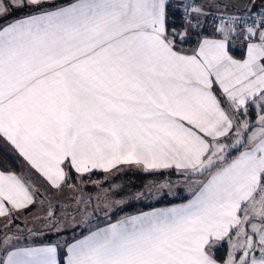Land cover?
<instances>
[{
  "label": "snow or ice",
  "instance_id": "1",
  "mask_svg": "<svg viewBox=\"0 0 264 264\" xmlns=\"http://www.w3.org/2000/svg\"><path fill=\"white\" fill-rule=\"evenodd\" d=\"M227 6L238 13L177 5V24L171 0H0V139L55 189L69 170L121 165L207 177L188 203L126 216L66 255L4 239L0 264H264V5ZM201 17L218 20L212 35L184 48ZM36 192L0 171V217Z\"/></svg>",
  "mask_w": 264,
  "mask_h": 264
},
{
  "label": "rangeland",
  "instance_id": "2",
  "mask_svg": "<svg viewBox=\"0 0 264 264\" xmlns=\"http://www.w3.org/2000/svg\"><path fill=\"white\" fill-rule=\"evenodd\" d=\"M176 2L180 4L181 1L177 0ZM193 4L203 6L206 11L211 9L230 10L229 7L221 3H212L210 0H193ZM180 5H183V2ZM249 116L251 120L256 119V117L253 119L250 113ZM124 172L126 173L127 170H124ZM28 179L33 183H41L36 184L40 198L37 203L38 211L30 215L22 214L11 217L7 223L0 227V241L8 239L7 248L25 242L52 241L60 245L62 254L66 244L65 240L68 238L66 231L74 229L73 231L78 230L76 232H80V229L86 228L85 226L91 218L117 207V205L122 204L127 198H136L143 201L159 199L164 195L172 199L181 198L182 196L189 195L190 192H194L201 181V177L198 176L186 179L181 175L178 177L173 176L170 181H162L152 185L147 182L142 183L143 181L135 176H125L124 182L126 180H140V191L129 196H122V194H118L117 196V190L119 188L125 189L127 186V184H123V181L121 183V179L119 181L115 180L110 185H100V188L94 193L79 185L89 182L87 179L85 181L79 177L77 182L74 183L72 181L73 184H71L72 179H70L60 189L49 187L46 180L42 178L29 177ZM124 185L125 187H123ZM160 185L166 186L160 187ZM119 196L121 197L118 198ZM49 211L52 212V216H49ZM1 250L3 248H0Z\"/></svg>",
  "mask_w": 264,
  "mask_h": 264
},
{
  "label": "crops",
  "instance_id": "3",
  "mask_svg": "<svg viewBox=\"0 0 264 264\" xmlns=\"http://www.w3.org/2000/svg\"><path fill=\"white\" fill-rule=\"evenodd\" d=\"M176 1L177 0H171V2H174V3H177ZM178 1H181L180 4L182 2L184 4V2H185V0H178ZM58 2L64 3V2H67V0H58ZM200 2L205 4L202 1H200ZM213 11L227 12V11H230V10H227V9H222V10L211 9V10H207L206 12H213ZM200 19H201V22L205 24V28L208 27L209 32H210V34H203L202 36H210V35H212L214 27H215L216 24L214 22H212L211 19L205 20L204 17H201ZM237 43H240V42L237 41ZM195 47H196V45L193 48H195ZM233 55H235L237 58H240L243 55V53L237 50V51L233 52ZM239 55H241V56H239ZM256 111L257 110H255V109H253L251 107L249 109V113L250 114L254 113L255 116H256ZM0 144L8 152L19 156L21 158V160H22L21 170L19 172L12 171V170H9V171L15 173L18 176L23 177L27 181V183H29L34 189L37 190L36 195H35V203L34 204L30 205L27 209H22V210L16 211L14 214H12L10 216L0 217V227H1L5 223H7L11 219V217H14L15 215H19V216L22 215V214L23 215H30L33 212H37L38 211L37 203L40 200V198H39V194H38L39 190H38L36 184H41V183H39V182H34L33 183L28 178L29 177L42 178V179H45V178L36 169L32 168V166L29 164V162L18 152V150H16L12 145H10V143H7L3 139H0ZM232 155H236V153L233 152ZM129 168L143 170V169L138 168V167H136L134 165H121L118 171H113L111 173H107V172H104L102 170L96 169V170H93L91 173L84 174V175H79V174L75 173L74 171L69 170L70 177L72 179L71 180V184H73L72 181H74V183L77 182L78 177L80 179H82V180L87 179L89 181L88 183L86 182L84 184H79V185L84 186L86 189H89V190L92 191V193H94L96 190H98V188H100L99 187L100 185H105V180L107 178L111 179L116 174L122 176V174L125 173L124 170H128ZM0 171L9 172V171L1 169V168H0ZM95 172H101L103 175L101 177H98V176H96L97 174H95ZM197 176L201 177V181H203V180H205L207 178L206 176H199V175H197ZM46 182H47V185L49 187H53L47 180H46ZM148 184L155 185L156 183L149 182ZM197 188H198V186H197ZM197 188H195V191H196ZM139 191L140 190H136L135 188H131L130 191H127V190L126 191H121V188H119L117 190V196H118V194H122V196L123 195L129 196L130 194L137 193ZM194 192H190L189 195H186L185 199L180 200V201L160 204V205L152 206V207H149V208H142L141 206H134L130 210H125L124 212H121V213H119V214H117L115 216H111L110 213L114 209L120 208L122 206V204L129 199V198H127L122 204L117 205V207H115V208H113V209H111V210H109V211H107L105 213L97 214L96 216L91 218L89 220V223L85 226L86 228H84L82 231H80L78 233L76 232L72 236L67 235L68 238L65 240L66 244L64 246L65 248H63V254L66 255V247H67L68 243H72L76 239H81L84 236L89 235L90 232H92V231H96L99 228H105V227H107L110 224H115L117 221L123 219L126 216L139 215L140 213H143V212H151V211H154L156 209L169 208V207H174V206L181 205V204H186V203H188V201H190L193 198ZM120 197L121 196H119L118 198H120ZM48 244H55V243L52 242V241L45 242V243L25 242L23 244H20V245L18 244L16 246H13V247H10V248H7V249H8V251H15L16 249H23V248H38V247H42V246H45V245H48ZM227 248H228V245H227ZM0 255H1L0 256V261H2L4 256L6 255L5 251L1 250L0 251Z\"/></svg>",
  "mask_w": 264,
  "mask_h": 264
},
{
  "label": "trees",
  "instance_id": "4",
  "mask_svg": "<svg viewBox=\"0 0 264 264\" xmlns=\"http://www.w3.org/2000/svg\"><path fill=\"white\" fill-rule=\"evenodd\" d=\"M171 3L173 5V8L170 9V11L175 12V15H173L171 17V19L176 20L177 24L183 23V20H182L183 9H182V7L177 8L176 6L180 5V4H177V3H174V2H171ZM256 3L264 5V0H256ZM227 7H229V9L231 11H238L237 9H235V8H233L231 6H227ZM15 15H20V14L19 13H15L14 16ZM9 19H11V18H9ZM3 22L4 21H0V23H3ZM203 34H210L208 27H206L199 35L193 34L191 39L188 42H186L183 45V47L186 48V49L193 48L196 45L197 41L200 39V37ZM239 56H241V55H239ZM251 115H252L251 117L253 119H254V117H256L254 113H251ZM252 121L254 122L255 119L252 120ZM21 166H22L21 158L19 156H17V155H14V154L8 152L0 144V168L4 169V170H7V171L12 170V171L19 172L21 170ZM95 174H97L96 176H98V177H101L103 175L101 172H95ZM125 176L126 177L135 176V177L139 178L140 180H142L143 181L142 183L153 182V183L157 184V183L162 182V181H167V180L170 181L173 176L178 177V176H181V175L178 174L175 170H160V171H157V172H148V171H145V170L129 168L126 173L122 174V176L116 174L111 179L107 178L105 180V184L110 185L115 180L119 181V179H121L120 180L121 183L123 181V184H127L126 188L125 189H121V191H126V190L130 191L131 188H135L136 190H140V186H141L140 180L134 179V181L133 180H130V181L126 180V182H124ZM123 187H125V185ZM185 198H186V196H182L181 198H173L172 199V198L168 197L167 195H164V196H162L159 199H155V200H151V201H143V200H137L136 198H129L127 201H125L122 204V206L120 208L114 209L110 213V215L111 216H115V215H117V214H119L121 212H124L125 210H130L134 206H141L142 208H149V207L160 205V204L180 201V200H183ZM83 229L84 228L80 229V231H82ZM73 230H68L66 232H67V234L69 236H72L73 234L76 233V231H78V230H75V231H73ZM66 232H63V233H66ZM71 233H73V234L71 235ZM45 242H49V241H44V242L40 241L38 243H45ZM226 252H227V244H224L218 250H215V254H216L217 258L221 259V260L225 258Z\"/></svg>",
  "mask_w": 264,
  "mask_h": 264
},
{
  "label": "built area",
  "instance_id": "5",
  "mask_svg": "<svg viewBox=\"0 0 264 264\" xmlns=\"http://www.w3.org/2000/svg\"><path fill=\"white\" fill-rule=\"evenodd\" d=\"M187 4H193V0H185V2H184L183 5H187ZM182 9H183V7H182ZM183 11H184V9H183ZM211 13H213L214 14V17H215V16H218L220 14H225V15L227 13H234L235 14V13H238V11H227V12H223V11H213ZM211 21L214 22L215 24L218 23V20L215 19V18H212Z\"/></svg>",
  "mask_w": 264,
  "mask_h": 264
},
{
  "label": "water",
  "instance_id": "6",
  "mask_svg": "<svg viewBox=\"0 0 264 264\" xmlns=\"http://www.w3.org/2000/svg\"><path fill=\"white\" fill-rule=\"evenodd\" d=\"M212 3H221V4H224V5H230V4H233V3H241L242 0H210ZM235 9L238 10V8L236 7H233Z\"/></svg>",
  "mask_w": 264,
  "mask_h": 264
}]
</instances>
